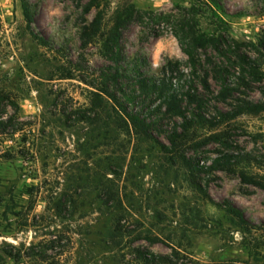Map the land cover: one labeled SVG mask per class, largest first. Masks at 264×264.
Wrapping results in <instances>:
<instances>
[{"label":"rangeland","instance_id":"rangeland-1","mask_svg":"<svg viewBox=\"0 0 264 264\" xmlns=\"http://www.w3.org/2000/svg\"><path fill=\"white\" fill-rule=\"evenodd\" d=\"M88 1L0 0V96L18 105L13 126L20 129L0 136V250L21 252L5 264H150L135 248L175 250L178 264H264V111L220 122L221 113L264 100V57L249 44L264 46V0H217L227 25L209 17L207 0H97L85 13ZM130 4L157 17L151 23L138 16L124 29L114 63L103 55V41L114 13ZM99 11L103 28L85 43L83 27ZM184 24L197 35L224 36L227 57L208 47L195 52L193 64L182 49ZM241 54L259 60L263 81L240 78L251 76ZM103 69L119 70L123 91L136 98L130 108L142 110L164 150L116 127L106 130L103 112L93 125L78 120L89 114L90 88L62 76L90 78ZM138 73L166 78L180 110L140 98ZM188 92L196 102L183 97ZM8 103L0 102L4 118L14 113ZM243 153L253 159L230 158L229 169H211L217 158ZM184 159L201 169L188 170ZM114 192L124 216L119 243L106 207ZM229 205L248 225L237 223Z\"/></svg>","mask_w":264,"mask_h":264},{"label":"trees","instance_id":"trees-1","mask_svg":"<svg viewBox=\"0 0 264 264\" xmlns=\"http://www.w3.org/2000/svg\"><path fill=\"white\" fill-rule=\"evenodd\" d=\"M211 5H208V10L210 11V18L217 20V24L227 25L219 16L218 12L221 10V6L217 0H207ZM98 7L97 0H89L87 4L84 6L83 10L85 13H88L92 10V8ZM205 13V12H204ZM23 14L27 21L30 19L29 10L26 6H23ZM138 16H146L148 20L153 23L155 22L156 15L150 11H139L135 8L133 4L127 5L118 9L113 16V21L111 27L108 29L106 36L103 41V55L110 59L114 63H119L122 57V48H121V39L124 29L133 22ZM105 16L103 11H99L94 19L90 22L89 25H85L83 27L82 39L83 42L89 43L94 37L98 36L103 28V20ZM184 24L182 29L185 32V36L188 38L187 46L183 47V52L188 56L189 60L195 63V52L200 49H206L208 47H215L217 51L226 56L227 54L222 51L224 41L227 43V46L230 48L228 41L224 36H212L207 34L206 32H202L200 34H195L189 27ZM227 26L225 30L227 31ZM31 35H34L33 32H29ZM35 37V36H34ZM43 46L48 47L49 44L39 38ZM256 51L258 56L264 57V46L262 44L250 42ZM242 62L246 65L250 71L251 76H240V78L244 79L246 77H251L256 81H263L262 75L263 73L260 71L261 64L259 60L254 59L252 56H248L246 54H241ZM139 75V73H138ZM79 78L83 83H85L89 88V103L90 108H88L89 114H82L79 116V121H85L91 125L96 124L99 121V117L103 112L107 118H105V128L106 130L110 129L112 126L116 127L115 129H119L124 131L131 139L135 138L139 142H146L151 145L158 146L161 150L165 149V146L159 142V140L152 133V124L147 120L148 118L143 114L142 110H136V108H130V104L136 100V98L132 95H126L123 91V86L120 82L122 75L118 69L110 70H101L97 76H62V79H74ZM136 84L138 89H140L141 96L140 98L146 99L151 97H156L161 99L163 103H166L170 106H173L174 109H179L180 107L177 104L178 96L176 94H171L169 88H167V80L163 79H148L141 75L137 76ZM228 78V77H227ZM226 76H223V88L221 91L222 99H226L229 97L230 91L229 89V80ZM261 94L264 99V89L261 90ZM187 97L188 100L192 102L197 101V97L188 92L183 97ZM7 100L9 103L7 105H11L14 107V113L7 118L3 117V114L0 112V136L15 134L20 129L14 127L15 125L14 119L18 116V105L10 100L8 95L0 96V102ZM1 109V106H0ZM178 110V111H179ZM264 111V100L258 102H244L235 108L234 111L231 112H223L221 113L220 122H226L229 120L236 119L237 117L244 114H258ZM183 114V112H180ZM92 114H95L92 116ZM198 116V114L196 115ZM108 119L109 121H107ZM206 119L199 117L197 122L201 125H207L208 122ZM219 122V121H218ZM185 129H188L190 123L183 124ZM211 126H215V124H210ZM13 126V128H12ZM12 129L9 132V129ZM233 158L234 163L241 162H250L253 157H251L248 153L236 154V155H225L223 158H217L211 167L212 170H225L229 169L231 159ZM185 167L188 170L201 169L199 167L198 162L193 163L190 160L184 159L183 161ZM118 197V198H117ZM113 205H106L109 209V213L112 219V225L110 227V234L114 238V240L119 243V239L125 235L124 230L122 229V200L119 195L114 192L112 194ZM240 225H248V221L246 220L243 212L236 206L229 205L226 210ZM141 237V236H138ZM151 242L158 241L157 238L146 237ZM13 249L18 250V248L13 247ZM136 252L139 254L140 259L150 264H178L180 259V255L177 251L173 250V254L169 255H157L149 251H143L139 248H135ZM21 252L14 254L11 251H7L5 248L0 250V264H5L6 258L14 259L18 261L21 257Z\"/></svg>","mask_w":264,"mask_h":264}]
</instances>
